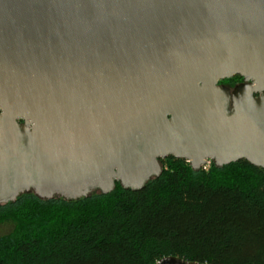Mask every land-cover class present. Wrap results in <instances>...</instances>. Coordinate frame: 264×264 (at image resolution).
<instances>
[{
  "label": "water",
  "instance_id": "water-1",
  "mask_svg": "<svg viewBox=\"0 0 264 264\" xmlns=\"http://www.w3.org/2000/svg\"><path fill=\"white\" fill-rule=\"evenodd\" d=\"M169 156L264 168V0H0V205L140 190Z\"/></svg>",
  "mask_w": 264,
  "mask_h": 264
},
{
  "label": "trees",
  "instance_id": "trees-1",
  "mask_svg": "<svg viewBox=\"0 0 264 264\" xmlns=\"http://www.w3.org/2000/svg\"><path fill=\"white\" fill-rule=\"evenodd\" d=\"M242 76L222 80L234 86ZM140 190L118 181L77 200L23 193L0 205V264H155L165 256L264 264V168L194 170L169 156Z\"/></svg>",
  "mask_w": 264,
  "mask_h": 264
},
{
  "label": "rangeland",
  "instance_id": "rangeland-1",
  "mask_svg": "<svg viewBox=\"0 0 264 264\" xmlns=\"http://www.w3.org/2000/svg\"><path fill=\"white\" fill-rule=\"evenodd\" d=\"M239 82V81H237ZM236 82V83H237ZM211 166V165H210ZM210 166L208 167V169L210 168ZM206 169V170H208ZM26 193H33V192H26ZM6 204V203H5ZM11 229V225L10 224H6L1 230H0V235L6 232H9V230Z\"/></svg>",
  "mask_w": 264,
  "mask_h": 264
},
{
  "label": "built area",
  "instance_id": "built-area-1",
  "mask_svg": "<svg viewBox=\"0 0 264 264\" xmlns=\"http://www.w3.org/2000/svg\"><path fill=\"white\" fill-rule=\"evenodd\" d=\"M212 160L213 159H211V158H208L207 160H206V162L204 163V164H202V166H201V168H203V169H208V167L211 165V162H212ZM188 161V160H187ZM189 162V161H188Z\"/></svg>",
  "mask_w": 264,
  "mask_h": 264
},
{
  "label": "flooded vegetation",
  "instance_id": "flooded-vegetation-1",
  "mask_svg": "<svg viewBox=\"0 0 264 264\" xmlns=\"http://www.w3.org/2000/svg\"><path fill=\"white\" fill-rule=\"evenodd\" d=\"M238 81H239V82L243 81V77H242V79H240V80H238ZM239 82H237V83H239ZM237 83H236V84H237ZM165 159H166V158H165ZM165 159H163V161H164Z\"/></svg>",
  "mask_w": 264,
  "mask_h": 264
}]
</instances>
